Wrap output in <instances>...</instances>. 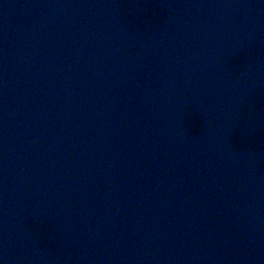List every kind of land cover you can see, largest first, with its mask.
I'll list each match as a JSON object with an SVG mask.
<instances>
[{
    "label": "water",
    "instance_id": "95a60500",
    "mask_svg": "<svg viewBox=\"0 0 264 264\" xmlns=\"http://www.w3.org/2000/svg\"><path fill=\"white\" fill-rule=\"evenodd\" d=\"M0 264H264V0H0Z\"/></svg>",
    "mask_w": 264,
    "mask_h": 264
}]
</instances>
